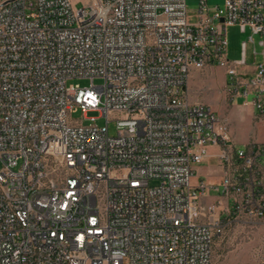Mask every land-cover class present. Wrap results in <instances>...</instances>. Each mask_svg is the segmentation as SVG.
I'll return each instance as SVG.
<instances>
[{
    "label": "built area",
    "instance_id": "1",
    "mask_svg": "<svg viewBox=\"0 0 264 264\" xmlns=\"http://www.w3.org/2000/svg\"><path fill=\"white\" fill-rule=\"evenodd\" d=\"M190 17L186 0H0V264H210L232 221L264 223V141L186 89L219 66L264 119V0ZM230 25L259 62L227 57ZM210 155L215 182L196 174Z\"/></svg>",
    "mask_w": 264,
    "mask_h": 264
},
{
    "label": "rangeland",
    "instance_id": "2",
    "mask_svg": "<svg viewBox=\"0 0 264 264\" xmlns=\"http://www.w3.org/2000/svg\"><path fill=\"white\" fill-rule=\"evenodd\" d=\"M77 8L83 6L87 0H70ZM224 0H209L210 6H223ZM190 18L193 19L197 0H186ZM251 31L247 28L241 31L238 26L227 27V56L231 60L242 58L245 55L246 62L254 64L261 59V46L257 34L253 35V42L249 40ZM244 41H246L244 45ZM253 50L256 54H253ZM195 85L190 87L187 94L192 100H199L211 106L220 116L227 118L231 134L236 142L244 144L250 140L264 141V119L258 118L257 113L242 105V98H235L229 102L225 91L224 69L212 66L205 69H195ZM70 82L79 83L89 87V78H73ZM94 84H100V78H94ZM251 99V96H248ZM230 107V108H229ZM81 110L72 113V117L80 118ZM83 124L95 122L99 125L105 123V117L97 110H89L84 113ZM90 118H95L93 121ZM109 132L116 131L115 123L109 121ZM213 175L215 173V159L211 158L205 165ZM201 170L196 169V174L201 175ZM210 173V174H211ZM206 179H209L205 176ZM152 184L156 181L152 179ZM215 182V181H211ZM215 194L212 192L211 197ZM210 264H264V223L250 219H238L232 221L224 233L217 237L213 247L212 261Z\"/></svg>",
    "mask_w": 264,
    "mask_h": 264
},
{
    "label": "crops",
    "instance_id": "3",
    "mask_svg": "<svg viewBox=\"0 0 264 264\" xmlns=\"http://www.w3.org/2000/svg\"><path fill=\"white\" fill-rule=\"evenodd\" d=\"M231 26H237V25H231ZM238 59H240V58H238ZM194 85H195V71L192 72L190 77H188V81H187V85H186L187 92H188V90H190V87L192 88V86H194ZM249 108H251V107H249ZM209 151L213 153L215 151V148L214 147H210ZM211 158L215 159V168L216 169H215L214 175L211 172H209L210 170L206 169V167H205V165L208 163V161ZM198 168L202 171L201 175L203 177L207 176L209 178L207 180H209V181H216L220 177V166L218 165V162H217L216 158L214 156H212V155L208 156L203 163L198 164L196 169H198ZM194 170H195V166H194ZM194 180H195V175H194Z\"/></svg>",
    "mask_w": 264,
    "mask_h": 264
},
{
    "label": "water",
    "instance_id": "4",
    "mask_svg": "<svg viewBox=\"0 0 264 264\" xmlns=\"http://www.w3.org/2000/svg\"><path fill=\"white\" fill-rule=\"evenodd\" d=\"M222 20V19H221Z\"/></svg>",
    "mask_w": 264,
    "mask_h": 264
}]
</instances>
